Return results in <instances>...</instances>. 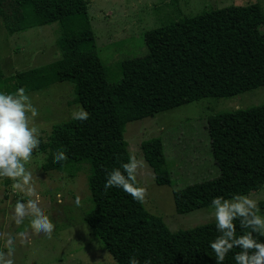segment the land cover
<instances>
[{
    "label": "trees",
    "instance_id": "obj_1",
    "mask_svg": "<svg viewBox=\"0 0 264 264\" xmlns=\"http://www.w3.org/2000/svg\"><path fill=\"white\" fill-rule=\"evenodd\" d=\"M0 19L9 33L59 24L62 57L9 79L25 90L60 81L74 84V102L89 113L88 119L53 125L38 152L45 155V172L88 163L92 206L84 221L91 234L118 264H129V258L139 264H215L208 247L217 234L214 222L171 232L142 202L120 189L105 192V173L130 157L123 137L128 122L203 97L232 96L264 85L262 6L228 5L146 31V54L122 60L115 82L107 80L98 55L87 0H0ZM206 128L219 173L174 190L178 213L209 206L218 195L249 194L264 186V103L210 115ZM140 150L155 183L170 185L161 138L143 140ZM57 151L67 159L56 162ZM75 173L76 168L69 172ZM224 264H234L232 253Z\"/></svg>",
    "mask_w": 264,
    "mask_h": 264
},
{
    "label": "rangeland",
    "instance_id": "obj_2",
    "mask_svg": "<svg viewBox=\"0 0 264 264\" xmlns=\"http://www.w3.org/2000/svg\"><path fill=\"white\" fill-rule=\"evenodd\" d=\"M88 16L96 39L97 51L107 68V80L121 77L119 64L128 58L146 54L143 34L151 29L205 11L228 5L264 0H87ZM264 29V27H263ZM60 35L57 22L9 33L0 19V64L4 79L0 91L17 88L9 78L16 73L50 64L62 57L57 44ZM37 109L36 123L42 141L53 125L71 119L70 113L81 109L74 102V84L60 81L34 90H25ZM264 103V85L225 97H203L126 124L123 137L130 156L141 162L137 183L146 190L142 201L145 209L162 218L171 232L214 222L209 206L178 213L173 191L186 185L213 178L219 171L214 163L206 120L210 115L244 109ZM151 137L161 138L170 171L171 184L158 185L152 169L144 160L140 143ZM45 155L34 152L27 167L33 172L34 193L28 197L13 190L11 182L0 180V251L4 237L15 239L14 264H118L93 236L84 215L92 206L88 188V163H77L74 169L43 171ZM264 214V186L250 192ZM79 197L80 204H76ZM32 199L39 203L55 224L51 236L34 232L27 218H16L12 210L17 201ZM19 220V222H17Z\"/></svg>",
    "mask_w": 264,
    "mask_h": 264
},
{
    "label": "clouds",
    "instance_id": "obj_3",
    "mask_svg": "<svg viewBox=\"0 0 264 264\" xmlns=\"http://www.w3.org/2000/svg\"><path fill=\"white\" fill-rule=\"evenodd\" d=\"M37 116V109L24 88H17L14 92L0 91V180L7 179L14 191L20 189L28 197L33 195L34 188L33 172L27 166L42 143V131L35 122ZM88 116L83 108L70 113L71 119L76 121H86ZM54 159L62 162L67 157L64 151H57ZM140 166L141 162L130 156L127 162L106 171L104 191L120 189L134 201L142 202L146 190L136 179ZM75 202L80 204L79 197ZM209 207L217 233L208 241L215 264H224L229 253H232L234 264H264V214L260 213L258 202L247 194L234 193L229 197H213ZM12 214L21 220L27 218L34 232L49 237L56 227L45 209L32 199L17 201ZM236 249L238 251H234ZM14 250V237H4L0 264H14ZM129 264L139 262L129 258Z\"/></svg>",
    "mask_w": 264,
    "mask_h": 264
}]
</instances>
